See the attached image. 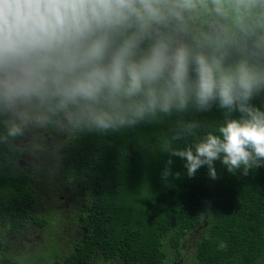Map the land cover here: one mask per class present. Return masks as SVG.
Here are the masks:
<instances>
[{"label": "clouds", "instance_id": "9594fccd", "mask_svg": "<svg viewBox=\"0 0 264 264\" xmlns=\"http://www.w3.org/2000/svg\"><path fill=\"white\" fill-rule=\"evenodd\" d=\"M261 95L264 0H0V146L175 116L160 138L162 178L172 157L189 178L207 166L217 179L216 161L246 176L264 167ZM214 109L212 130L184 119Z\"/></svg>", "mask_w": 264, "mask_h": 264}, {"label": "trees", "instance_id": "16d2710c", "mask_svg": "<svg viewBox=\"0 0 264 264\" xmlns=\"http://www.w3.org/2000/svg\"><path fill=\"white\" fill-rule=\"evenodd\" d=\"M253 103L264 110V95ZM222 118L215 109L184 117L205 121L204 131ZM176 120L67 141L49 128L0 146V246L38 241L26 254L0 250V264H264V167L245 176L216 161L217 179L207 166L189 178L172 157L162 178L160 138ZM34 151L43 157L26 162Z\"/></svg>", "mask_w": 264, "mask_h": 264}, {"label": "rangeland", "instance_id": "374dc122", "mask_svg": "<svg viewBox=\"0 0 264 264\" xmlns=\"http://www.w3.org/2000/svg\"><path fill=\"white\" fill-rule=\"evenodd\" d=\"M41 155H38L37 152L34 151L29 155L30 158L27 159L26 162L29 161L31 163H35V162L37 163V161L43 157ZM59 202H62V201L59 199ZM36 236H37V233L29 235V237L26 238L25 242H24V237H20L19 239L10 238L11 241L8 244V246L5 248L0 246V250H5V249L9 250L11 247V244H13L12 251L16 254H20L22 252H23V254H26L28 252H32V250H34L33 248H35V246L37 245V242H38L36 239H34ZM24 246H25V248H24Z\"/></svg>", "mask_w": 264, "mask_h": 264}, {"label": "flooded vegetation", "instance_id": "af4514ba", "mask_svg": "<svg viewBox=\"0 0 264 264\" xmlns=\"http://www.w3.org/2000/svg\"><path fill=\"white\" fill-rule=\"evenodd\" d=\"M36 132H37V131H33L32 134L29 133V134L24 138V141H25V142H30V143L33 142V139L37 136V133H36ZM62 138H63L64 140L67 141L68 136H62ZM59 141H60V140H55L53 143H59ZM56 152H58V150H56V149L54 148V150H51L48 154H46V157L53 156ZM28 157H29V156H28ZM23 165H25V164H23ZM26 165H28V164H26ZM52 185H53V183H52ZM52 185H51V186H52ZM56 186H57V184H54V185L52 186V188L55 189ZM64 197H65V196H62V199H63ZM68 198L73 199V196H72V195H69Z\"/></svg>", "mask_w": 264, "mask_h": 264}]
</instances>
